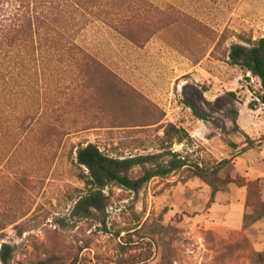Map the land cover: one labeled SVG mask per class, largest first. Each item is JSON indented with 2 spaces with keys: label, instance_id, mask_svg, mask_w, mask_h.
<instances>
[{
  "label": "rangeland",
  "instance_id": "1",
  "mask_svg": "<svg viewBox=\"0 0 264 264\" xmlns=\"http://www.w3.org/2000/svg\"><path fill=\"white\" fill-rule=\"evenodd\" d=\"M107 1L76 34L87 59L39 73L0 106L7 264H261L264 218L234 230L222 221L264 204V178L248 181L236 162L245 135H264L263 90L227 58L232 45L264 39V0ZM185 84L205 89L210 103L235 93L240 132L223 136L194 120L181 105ZM169 125L184 131L181 143L164 136ZM87 144L113 159L176 154L186 167L135 193L111 189L104 212L86 217L76 203L88 173L75 157ZM196 169L217 172L212 214ZM248 182L256 184L247 191Z\"/></svg>",
  "mask_w": 264,
  "mask_h": 264
},
{
  "label": "trees",
  "instance_id": "2",
  "mask_svg": "<svg viewBox=\"0 0 264 264\" xmlns=\"http://www.w3.org/2000/svg\"><path fill=\"white\" fill-rule=\"evenodd\" d=\"M107 0H0V106L7 100L11 89L22 90L29 83L38 84V75L43 72L53 73L60 67L71 68L73 58L78 56L87 59L86 54L76 46L75 37L84 26L95 20L108 6ZM116 24L121 26L117 20ZM120 24V25H119ZM231 66L249 73L260 81L264 104V39L248 42L246 46L232 45L227 54ZM205 89L192 84L181 88V105L190 111L196 121L206 122L215 127L223 136L239 133L237 121L243 109L235 93H225L213 103L208 102ZM184 131L169 125L164 131L168 138H178ZM180 137V138H179ZM264 139L251 141L245 137L240 155L257 149L263 152ZM164 160L159 155L113 159L103 155L95 145L87 144L76 152L75 162L78 167L87 171L81 176L87 189L83 198L76 203V210L86 217L102 213L106 209L111 189L135 193L141 186L152 179H164L186 167L179 155L170 154ZM228 165L229 162H223ZM135 169L139 176L134 177ZM217 172L211 174L196 169L194 178L205 184L210 192L208 205H212L216 194L222 192L214 184ZM231 182V181H230ZM230 184V183H229ZM256 183H245L246 190ZM108 190V196L103 194ZM207 205V206H208ZM247 207V205H245ZM259 213L243 215L242 227L255 224L264 218V204ZM11 251L6 245L0 249V260L7 264ZM264 264V253L258 255Z\"/></svg>",
  "mask_w": 264,
  "mask_h": 264
},
{
  "label": "crops",
  "instance_id": "3",
  "mask_svg": "<svg viewBox=\"0 0 264 264\" xmlns=\"http://www.w3.org/2000/svg\"><path fill=\"white\" fill-rule=\"evenodd\" d=\"M248 137L251 141H255L256 138L258 139L259 136H264V135H245ZM244 148V146H243ZM263 152L260 153L259 151L251 150L248 151L244 154L239 155L236 158V162L239 164L241 167V170L243 171V176L248 180V181H255L261 178H264V163L262 161V155L264 154V144L262 146ZM195 183L191 182L188 183L186 186L191 187L194 186ZM205 194L206 196L209 195V191L205 189ZM219 196V195H218ZM216 197V201L218 200L219 197ZM184 203V200L181 202ZM217 206L216 204H212V207L210 210H208V213H211L212 210ZM242 208V206H239ZM212 214V213H211ZM205 216H211V215H205ZM242 215L236 216L234 220H232L230 217H225L224 221H222V224L225 225L227 230H234L242 226ZM214 228V227H213Z\"/></svg>",
  "mask_w": 264,
  "mask_h": 264
}]
</instances>
